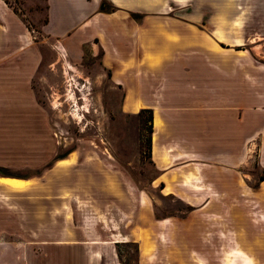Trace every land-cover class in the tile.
<instances>
[{"label":"crops","instance_id":"obj_1","mask_svg":"<svg viewBox=\"0 0 264 264\" xmlns=\"http://www.w3.org/2000/svg\"><path fill=\"white\" fill-rule=\"evenodd\" d=\"M27 3L20 1L24 8ZM44 10L43 33L66 36L73 47L81 39L98 41L110 82L123 93L124 113L152 112L153 187L191 209L184 218L156 219L152 203L133 205L127 215L136 213V224L125 233L112 228L108 215L88 229L56 216L55 230H48L45 214L34 236L31 219L17 222L9 211L0 217V264H264V179L251 188L240 171L253 144L264 167V64L257 68L247 59L241 66L240 50L211 52L207 39H200L195 54L181 39L171 60L129 59L136 48L131 42L143 41L153 28L134 22L130 41L127 16L159 13L143 11L142 0H44ZM258 14L264 23V3ZM71 31L78 34L66 35ZM39 61L25 21L0 1L1 117L24 110ZM126 243L137 245L134 263L119 258L118 245Z\"/></svg>","mask_w":264,"mask_h":264},{"label":"rangeland","instance_id":"obj_2","mask_svg":"<svg viewBox=\"0 0 264 264\" xmlns=\"http://www.w3.org/2000/svg\"><path fill=\"white\" fill-rule=\"evenodd\" d=\"M0 1L25 21L40 58L24 110H7L3 117L0 113V168L28 177L27 187L16 194L0 185V217H8L10 211L17 222L31 219L32 236L39 232L38 221L45 214L48 230H55L56 216L59 220L63 216L73 228L88 229L93 221L103 223L108 215L112 228L125 233L137 220L136 213L127 215L128 208L145 201L152 203L156 219L184 218L191 208L167 195L168 191L153 187L158 175L150 157V114L134 109L137 113L133 115L123 112V93L110 82L98 41L81 39L73 47L66 36L43 33L44 0H20L28 2L30 7L25 8L18 0ZM263 3L142 0L143 11L159 13L138 15L137 19L127 16L130 41L134 22H146L153 28L144 32L143 41L131 42L136 48L128 57H148L158 63L164 55L171 60V51L181 39L191 42L192 54L198 53L200 39H207L209 51L238 49L241 66L249 59L258 68L264 64V23L263 15L258 14ZM100 7L109 11L105 3ZM183 23L189 26L183 27ZM74 33L78 34L71 31L66 35ZM61 45L68 51L63 50L66 57ZM125 109H129L127 105ZM258 150L257 144L251 145L240 166L241 177L255 189L264 178ZM58 156H64L67 164L61 166ZM63 225L68 230L66 222ZM118 252L126 263H134L138 256L133 243L119 244ZM225 262L231 263L227 257ZM236 262L242 264L241 259Z\"/></svg>","mask_w":264,"mask_h":264},{"label":"bare ground","instance_id":"obj_3","mask_svg":"<svg viewBox=\"0 0 264 264\" xmlns=\"http://www.w3.org/2000/svg\"><path fill=\"white\" fill-rule=\"evenodd\" d=\"M68 53V51L66 50V48L61 45V52L63 53V56L66 57L65 52ZM75 89H72V93ZM62 164L66 165L67 161L66 160H62L61 161ZM28 181H23V180H18V179H10V178H0V185L5 186L9 189H15V190H22L24 189V187H27Z\"/></svg>","mask_w":264,"mask_h":264},{"label":"trees","instance_id":"obj_4","mask_svg":"<svg viewBox=\"0 0 264 264\" xmlns=\"http://www.w3.org/2000/svg\"><path fill=\"white\" fill-rule=\"evenodd\" d=\"M139 16L137 15H133V18L137 19ZM143 111H146L150 114V117H149V120H148V125H149V133L151 134V130H152V112L150 110H143ZM149 147H150V138H149ZM150 149V148H149ZM64 159V156H58L56 158L57 161H60V160H63ZM0 176L1 177H6V178H17V179H23V180H26L28 179V177H18V176H14L12 174H9L8 172H6L4 169L0 168ZM264 179V178H263ZM261 179V181L263 180Z\"/></svg>","mask_w":264,"mask_h":264}]
</instances>
